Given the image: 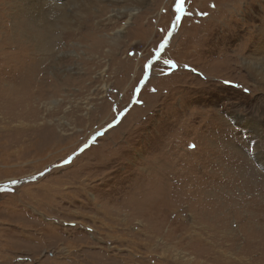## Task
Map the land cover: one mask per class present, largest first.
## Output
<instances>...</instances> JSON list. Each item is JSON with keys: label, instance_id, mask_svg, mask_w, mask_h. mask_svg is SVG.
<instances>
[{"label": "rangeland", "instance_id": "374dc122", "mask_svg": "<svg viewBox=\"0 0 264 264\" xmlns=\"http://www.w3.org/2000/svg\"><path fill=\"white\" fill-rule=\"evenodd\" d=\"M98 2L0 0V264H264V0Z\"/></svg>", "mask_w": 264, "mask_h": 264}, {"label": "bare ground", "instance_id": "6f19581e", "mask_svg": "<svg viewBox=\"0 0 264 264\" xmlns=\"http://www.w3.org/2000/svg\"><path fill=\"white\" fill-rule=\"evenodd\" d=\"M104 1L106 0H99V5H102V9L103 7H105V3ZM143 0H109V3H114L115 5H118L117 7L119 8V3L124 4V5H131L132 7H136L138 6ZM108 3V4H109ZM98 5V4H97ZM121 6V5H120ZM226 10H229V8H226ZM108 24L111 23L110 21L107 22ZM260 29V28H259ZM260 33V37L262 34H264V27L263 29L259 30ZM262 41V40H261ZM260 48V47H259ZM259 53H263L264 55V45L261 46V49H259V51H257V54ZM255 55V53H254ZM262 55V54H261ZM245 59H242V61H244ZM244 67L249 70V72L256 77L257 79V83L259 85V88L264 91V59L263 58H259L257 60H254L253 62L250 61H244L243 62ZM249 73V74H250ZM256 81V80H255ZM258 88V87H257ZM243 206V205H242Z\"/></svg>", "mask_w": 264, "mask_h": 264}, {"label": "snow or ice", "instance_id": "6c2138e0", "mask_svg": "<svg viewBox=\"0 0 264 264\" xmlns=\"http://www.w3.org/2000/svg\"><path fill=\"white\" fill-rule=\"evenodd\" d=\"M213 7H214V5H213ZM166 63H168V62H166ZM111 126V125H110Z\"/></svg>", "mask_w": 264, "mask_h": 264}]
</instances>
